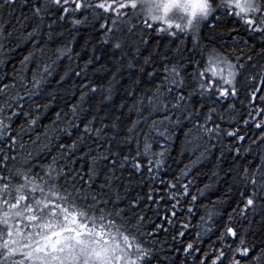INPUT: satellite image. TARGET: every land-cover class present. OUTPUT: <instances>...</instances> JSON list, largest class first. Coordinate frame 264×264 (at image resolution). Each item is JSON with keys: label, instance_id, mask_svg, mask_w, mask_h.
<instances>
[{"label": "snow or ice", "instance_id": "1", "mask_svg": "<svg viewBox=\"0 0 264 264\" xmlns=\"http://www.w3.org/2000/svg\"><path fill=\"white\" fill-rule=\"evenodd\" d=\"M65 24L73 40L81 27L100 38L83 68L61 74L71 41L49 45ZM13 40L32 47L0 76V264H264V0H0V54ZM90 66L111 72L106 87ZM125 71L133 102L119 107L136 114L130 122L110 103ZM71 74L79 98L30 149L23 137L55 98L51 79L62 87ZM184 124L199 155L166 178L171 129ZM214 151L209 183L193 194L191 172ZM241 155L252 160L237 164ZM217 184L216 203L236 202L227 222L217 228L207 213L193 226L198 197Z\"/></svg>", "mask_w": 264, "mask_h": 264}, {"label": "trees", "instance_id": "2", "mask_svg": "<svg viewBox=\"0 0 264 264\" xmlns=\"http://www.w3.org/2000/svg\"><path fill=\"white\" fill-rule=\"evenodd\" d=\"M4 18L7 19V9L4 10ZM16 23L15 19H11V24L8 25V27H11V25H14ZM48 21L45 22L47 24ZM68 25L65 24L64 29L57 28L56 31H64V36H54L53 41L50 43L49 48L55 49L58 46H63L64 43L67 41H71V47L73 49V52L71 54V61H69L68 58H64L62 61V64L58 66L57 71L61 74L64 71V68L66 66H69L71 64V67L74 68L76 71H79L81 68H83L85 61L89 58L91 55V49L94 44H96L97 40H99V35H97V32L92 29L91 27H81V29L73 35L75 36V39H72V36L69 35L67 29ZM30 30V29H29ZM47 29H45L46 31ZM212 35L211 32H207L205 30L204 39L201 41L202 44L208 45L209 48L212 47V43L209 40V37ZM246 39V37H245ZM165 43H167V40H165ZM157 44V39L153 38L152 43L149 47H155ZM252 42L249 41V45L251 46ZM17 41L13 40L11 43L7 45V47L4 49V53L0 54V59L4 61V63H0V76H3L5 74L12 75L13 67L19 66V61L23 58L24 55L28 53V51L31 49L32 45L29 42H23L20 43L17 47ZM174 46V45H173ZM187 47L189 49L192 48L191 42L187 43ZM240 47H243L241 44ZM9 48H14V51H9ZM258 50V49H257ZM77 53L80 54L79 59H77ZM99 54V53H97ZM119 55V54H117ZM145 55H147V52H145ZM197 59L199 56L196 57ZM107 59V57L105 58ZM100 63H104V60L100 61ZM79 65V67H77ZM35 67V64L32 65ZM111 67V64L108 65ZM192 69L189 68L188 71L190 72ZM89 73V79L96 83L97 85H103L107 86L109 79L111 78V72H98L94 73L92 71V67L90 66L88 69ZM31 76V73H29V78ZM74 74H71L69 78L66 79L65 82H63V86L60 87L56 84V81L59 80V75H56L54 78L50 81V86L47 88L48 92H53L55 94L54 99L50 100H44L42 103H49L50 106L47 108V110H44L41 108V111L38 113H34L35 116L38 117L37 123L32 129L31 132H26L24 134V141L28 145V147L31 149L33 147L39 148L41 145L47 143L44 137L45 130L47 129L49 131V134L51 135V129H52V122L56 119V114L59 112L61 113V116L64 115V113L68 112V109L71 104L76 102V99L79 98V84L81 83V79H74ZM132 79H135V77L132 75L131 72L125 71L123 74V77H117V81H119V85L117 86L113 99L112 104L115 106L114 115L120 116L121 113H123V119L126 122H130V120L136 119V114L129 113L127 108L121 109L119 106L121 103H125L128 105H131L133 100L131 97H125L124 95V89L125 87H129L131 85ZM7 82V81H6ZM75 85V87H73ZM141 90L144 88L149 87L147 83H142L138 86ZM99 93L97 94L96 99H99ZM103 114V113H101ZM147 114V113H145ZM153 119H159L158 116H153ZM22 121H17V124L21 123ZM150 122V121H149ZM75 123L79 124V121H75ZM225 127L227 125H224ZM58 127L62 128L64 127V124L61 123L58 125ZM187 127H190V125L184 124L180 127H173L171 129V138L168 142L169 147V155L167 158V165H166V172L165 176L171 177L174 174H178L181 169L185 167V165L190 164V160H193L196 158V156L199 155V152L196 153V155H192L191 152V145H185V135L184 132L187 129ZM80 128H83V125H80ZM73 135L71 138L68 137L67 133H61L60 134V143L65 144H71L73 139H76L79 136V132H77L75 129L72 130ZM39 137V144L34 145L33 142L37 140ZM229 141H225V143H228ZM56 141L53 140V144H55ZM154 151H159V146L154 144ZM219 155L218 151H214L212 154L208 155L204 160L200 162L191 172V176L189 179H194V186L192 187L193 194L196 193V189L203 188L205 184L209 183L208 176L211 173V170L216 165V156ZM234 154H229L227 161L225 162V167L227 166V163H230L233 159ZM44 157L41 156V159ZM48 159H51V157H48ZM252 160V156H248L247 160H244V155H241L239 159L237 160V164L244 162L247 163L248 161ZM221 175H223L221 173ZM224 185L217 184L213 188L208 189L203 196L198 197V202L195 204L193 208V216L191 219V224L193 226L197 225L200 221V217L204 216L205 219H207V213H215L214 216V223L215 226L218 228L222 224L227 222L228 214L232 211V208L236 206L235 200H232L231 203L226 204H218L216 203L218 199L221 198L222 192L224 191ZM191 197H189V200ZM163 207V205H161ZM187 207V204H185V208ZM151 215V213H150ZM198 229L195 227L191 231L190 235L195 236V233ZM218 234V233H217ZM163 238V237H161ZM210 239L215 240L216 236L210 234ZM209 237H205L203 239V247L208 248L210 243ZM185 240H187V237H185ZM200 255V254H198Z\"/></svg>", "mask_w": 264, "mask_h": 264}]
</instances>
